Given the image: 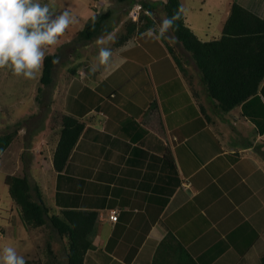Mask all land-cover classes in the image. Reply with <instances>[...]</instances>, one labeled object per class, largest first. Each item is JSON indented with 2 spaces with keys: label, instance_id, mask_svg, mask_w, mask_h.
Here are the masks:
<instances>
[{
  "label": "crops",
  "instance_id": "1",
  "mask_svg": "<svg viewBox=\"0 0 264 264\" xmlns=\"http://www.w3.org/2000/svg\"><path fill=\"white\" fill-rule=\"evenodd\" d=\"M233 2L264 17V0H180L184 23L201 41L219 39ZM95 13L75 14L76 34ZM134 22L108 65L52 76L60 119L83 128L60 171L52 158L61 120L42 129L30 180L50 214L94 213L84 264H177L186 254L195 264H264V75L253 95L223 111L193 60L177 66L157 34L147 35L153 27ZM76 34L73 47L92 43ZM4 219L15 238L12 214ZM53 234L66 255V238Z\"/></svg>",
  "mask_w": 264,
  "mask_h": 264
},
{
  "label": "trees",
  "instance_id": "2",
  "mask_svg": "<svg viewBox=\"0 0 264 264\" xmlns=\"http://www.w3.org/2000/svg\"><path fill=\"white\" fill-rule=\"evenodd\" d=\"M138 4L144 10L139 16V20L144 21L139 30L144 27L154 29L155 20L150 12L158 5H162L165 17L171 18L179 13V19L175 21L170 32L174 37V43L188 55L175 54L173 46L166 43L168 51L179 67L182 60L188 57L193 60L207 96L215 100L221 110H230L256 92L264 75V17L260 18L233 2L223 25L221 37L201 41L185 25L180 0H140ZM110 13L108 10L92 15L76 34L77 40L88 42L108 33L104 22ZM136 26V22L129 21L120 40L128 37ZM56 58V53L46 54L38 91L52 85L55 67L53 61ZM82 128L83 124L74 117L62 116L60 136L52 158L56 171L64 167ZM15 133L16 130L0 133V155L11 143ZM4 183L8 187L11 199L19 207L22 221L33 227L47 226L60 238H66L65 264H84L85 252L91 247L88 234L92 229L94 213L64 211L61 216L50 214L38 186L30 181L26 172L22 175H6ZM49 252L52 253L51 250ZM186 257L177 264H195L189 255L186 254ZM52 258L54 259L51 260L52 264H62L56 253L52 254ZM25 260L27 264H34L32 259Z\"/></svg>",
  "mask_w": 264,
  "mask_h": 264
},
{
  "label": "rangeland",
  "instance_id": "3",
  "mask_svg": "<svg viewBox=\"0 0 264 264\" xmlns=\"http://www.w3.org/2000/svg\"><path fill=\"white\" fill-rule=\"evenodd\" d=\"M51 1L56 4H51ZM39 2L48 4L52 12L59 13L67 10L73 18L77 13L80 20L85 19L84 13H102L110 10V16L104 22L108 33L101 36L106 39L111 38L105 46L113 49L125 33L126 24L132 21L130 12L135 8L134 4H138L140 0H40ZM142 13L144 10L140 9L139 16ZM150 14L155 20L154 28L157 29L161 19L165 17L162 5H158ZM80 20L74 18V23L70 24L59 38V45L57 43L46 49V54H57L58 63H55L53 69L54 77H57L64 69H67L65 73L68 75L76 73L75 71L78 69L82 71V75L92 74L90 65L94 62L92 58L99 51V46L96 43L98 37L93 39L92 43L89 42L90 44L86 47H79L80 45L73 47V44L77 45L74 43V35L77 28L80 27ZM159 39L164 42L165 46L168 43L173 46L177 51L175 54L179 55L177 44L174 43V37L170 31ZM76 48H79L80 57H76ZM40 74L41 72L37 74L36 79L29 80L13 75L7 68H0V133L16 130L10 146L0 155V253L5 246H10L25 259L31 254L29 258L31 257L34 264H52L54 260L52 254L56 253L59 261L65 264L66 255L58 251V248L55 249L53 231L47 226L27 228L20 219L21 217L17 215L16 206L11 208V197L7 185L4 183L6 175H22L24 172L30 179L29 170L33 161L34 142L39 140L42 129L49 125L53 126L56 121L57 127L61 120L57 104H54L52 98L53 84L38 91L41 86ZM55 132L48 134V141L55 140ZM30 181L34 183L32 180ZM9 214H12V219L9 222L13 226L12 231L15 238L10 237L7 232V223L4 218H8ZM50 250L52 253L49 252Z\"/></svg>",
  "mask_w": 264,
  "mask_h": 264
},
{
  "label": "clouds",
  "instance_id": "4",
  "mask_svg": "<svg viewBox=\"0 0 264 264\" xmlns=\"http://www.w3.org/2000/svg\"><path fill=\"white\" fill-rule=\"evenodd\" d=\"M178 19L179 13L162 18L159 27L148 29L147 35L156 32L157 39L164 37ZM72 23L74 18L67 10L52 12L48 4L38 0H0V68H7L18 77L36 79L42 70L46 49L55 46ZM109 39L97 38L99 51L90 65L92 72L108 65L112 51L105 45ZM53 62L58 63V59ZM0 264H27V261L13 247L5 246L0 253Z\"/></svg>",
  "mask_w": 264,
  "mask_h": 264
},
{
  "label": "built area",
  "instance_id": "5",
  "mask_svg": "<svg viewBox=\"0 0 264 264\" xmlns=\"http://www.w3.org/2000/svg\"><path fill=\"white\" fill-rule=\"evenodd\" d=\"M142 9V7L140 6V4H135V8L133 10H131V19L134 21L139 20V10ZM109 219L111 221H116L117 219V214H116V210H112L109 214Z\"/></svg>",
  "mask_w": 264,
  "mask_h": 264
}]
</instances>
